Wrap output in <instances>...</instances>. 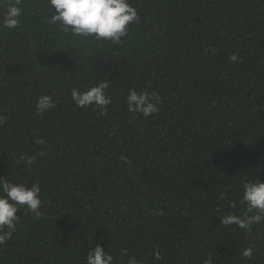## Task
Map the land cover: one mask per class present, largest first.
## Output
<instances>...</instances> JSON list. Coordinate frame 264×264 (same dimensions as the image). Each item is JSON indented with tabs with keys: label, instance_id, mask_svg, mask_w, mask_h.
Wrapping results in <instances>:
<instances>
[{
	"label": "trees",
	"instance_id": "obj_1",
	"mask_svg": "<svg viewBox=\"0 0 264 264\" xmlns=\"http://www.w3.org/2000/svg\"><path fill=\"white\" fill-rule=\"evenodd\" d=\"M129 3L140 22L119 44L58 31L47 0L0 28V176L38 181L42 200L39 219L17 213L0 264H86L96 245L116 264H264V222L221 223L246 212L245 181H264V0ZM99 81L105 115L71 98ZM129 89L156 93L159 112H129ZM42 95L56 106L38 114Z\"/></svg>",
	"mask_w": 264,
	"mask_h": 264
},
{
	"label": "clouds",
	"instance_id": "obj_2",
	"mask_svg": "<svg viewBox=\"0 0 264 264\" xmlns=\"http://www.w3.org/2000/svg\"><path fill=\"white\" fill-rule=\"evenodd\" d=\"M23 3L24 0H0V28L13 30L20 27ZM47 4L52 12L47 22L56 26L60 32L70 33L80 42L119 44L128 35L130 26L140 22L139 13L129 0H47ZM230 59L236 60V55L233 54ZM107 89L108 83L99 81L84 91L73 88L71 98L77 107H96L101 110V115H105L107 106L111 103L110 96L106 94ZM159 102L160 97L156 93L147 91L137 92L135 89H129L126 96L128 111L144 117L158 113ZM55 106L56 101L51 95H42L36 101L38 114H43ZM5 120L4 116H0V126H3ZM37 143L43 144L44 140L38 139ZM21 159L29 167L36 163L31 156H22ZM122 159L125 164L131 163L126 157ZM242 189L239 202L246 205V212L240 216L229 214L221 223L225 226L235 224L250 231L252 225L264 222V181L258 177L245 181ZM40 194L41 185L38 181L29 186L0 176V245L12 238L20 220L17 213L21 208H25L36 219L42 216ZM229 207L235 209L237 201H229ZM242 255L251 258L253 248L244 249ZM121 256H128L126 249L122 251ZM154 256L158 259L159 253L154 252ZM85 260L86 264H116L113 255L100 245L91 248ZM120 264H124L122 259ZM127 264H138V261L135 256H129ZM205 264H211V259L206 260Z\"/></svg>",
	"mask_w": 264,
	"mask_h": 264
}]
</instances>
